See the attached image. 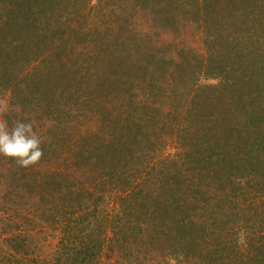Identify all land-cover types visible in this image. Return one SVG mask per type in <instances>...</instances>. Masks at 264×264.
Segmentation results:
<instances>
[{"label":"rangeland","instance_id":"374dc122","mask_svg":"<svg viewBox=\"0 0 264 264\" xmlns=\"http://www.w3.org/2000/svg\"><path fill=\"white\" fill-rule=\"evenodd\" d=\"M32 1L39 51L29 64L14 59L12 86L0 70V119L30 121L44 155L28 168L0 156V264H264V85L214 106L204 97L236 89L243 70L230 60L219 77L205 61L197 70L178 62L206 57L215 15L190 0H171L174 12L150 0ZM262 1L242 5L253 22ZM120 19L132 58L136 39L157 74L119 62ZM253 22L256 33L264 21ZM4 36L10 58L19 39ZM82 228L95 256L72 249Z\"/></svg>","mask_w":264,"mask_h":264},{"label":"trees","instance_id":"16d2710c","mask_svg":"<svg viewBox=\"0 0 264 264\" xmlns=\"http://www.w3.org/2000/svg\"><path fill=\"white\" fill-rule=\"evenodd\" d=\"M190 1L196 2V5L198 6L197 10L200 16L202 14V17H204L205 14V17L207 18L213 14L215 15L216 29L212 32V37L205 40L206 49L209 50L206 57L198 55L193 59H189L185 56L178 61L180 62L179 66L190 65L188 67H194V69L197 70L198 68H201V66L205 61L207 62L206 65L209 67L208 73H210L212 70H215L216 76L220 77L225 72L227 62H229L230 60L231 61L234 60L236 64H238L236 66L238 68L237 72H239V70H243L242 75L237 78L238 85L235 86L236 89L227 90L224 87L223 89L222 87H219L220 94H213V95L207 94L204 97V101L213 103L214 106H216V104H219V101L223 99H224L223 102H225L226 100H233L235 98L234 94L239 93L243 87L253 86L254 84L264 85V23L260 24L259 30H257L255 24L254 30H257V32L251 33L250 29H252L251 28L252 25L249 26L248 24L247 26L245 25V23L247 21L248 23L253 22L255 12L251 11L249 17H247L248 13L246 14L245 12H242L243 10L242 5L244 4L246 7L250 6V4H253V0H190ZM32 2H33L32 0H9L7 4V6L9 7L6 8V14H5L7 18L5 19L3 26L0 27L1 32H4V34L7 35L4 37L11 38L10 42L13 40L14 37H17L19 39L13 44L12 48L14 49V55L12 57L9 58L5 55L0 54L1 56L0 58L2 60V65L0 66V70L1 72L4 71V73H7L5 74V76H11L12 79L8 82L9 85L11 86L16 83L15 79L18 76L17 74V76L15 77L16 74L11 71V66L13 65L14 59L18 60L19 62L24 61L25 62L24 64H29L30 61L35 58V52L39 51V50H34L37 49V45L39 44V42L37 40L38 35H34L32 33L35 30L39 29V27L35 25L37 21H35L36 10L34 11V9H36L37 6L34 5ZM148 3H153V6H155V8H159L161 12L169 11L168 10L169 8L171 9L170 12H174L176 10V7H174L171 0H150ZM220 6H226V8L221 9ZM218 8L220 10H218ZM261 8L263 9L264 12V0L261 2ZM263 12L260 14L259 17L262 21H264ZM30 13L32 16L28 18V15ZM259 18L257 19L255 18L256 20L253 23L259 24L260 23ZM174 19L177 20V18L175 17ZM165 21L168 22L169 24H172L170 26L175 25L174 20L167 19ZM123 23L124 20L120 19L119 20L120 35L117 36L115 43V47L120 46V50H121L120 53L121 55L119 56V60H120L119 62L122 65L126 66L128 71H131L132 69L136 68L135 72H139L140 70H142V72H144L145 75L157 74L159 69L158 67L152 66V68H148L147 70L145 68L146 63L150 62L149 64H151L155 60L154 54H150L148 57L149 61H147L143 55H145L151 49L147 48L142 43L138 42L136 39L132 41V44L134 48H140V52L136 57V59L132 58V56L129 53L131 48L130 39L128 37L125 38L123 36L125 34L124 29H120ZM26 25L28 27H24ZM29 26H31V28ZM128 31L132 32V29L130 28L128 29ZM35 43H36L35 48H29L27 50L22 48L24 46L34 47ZM6 45L9 46V43H7ZM111 49L114 48L111 46L110 50ZM6 50H8L6 47L2 48L0 46V53ZM40 53H43V51H41ZM142 58H144L143 61ZM235 84H237V82ZM13 88H15V86ZM196 104L194 105L196 106ZM252 105H254V103ZM198 106L200 107V105ZM248 108L249 107H246L244 109L248 110ZM260 108L261 109L264 108V103H261ZM251 123L257 126L255 122L251 121ZM251 128L253 131L254 127ZM263 130L264 129H262L261 131V127L258 129V131H261V133H263ZM242 131L246 132L244 130ZM245 146L247 147L245 150L246 156L249 157L250 156L249 145L245 143ZM40 189L43 190L44 193V191L46 190L45 183L40 186ZM138 219L139 218H137V220ZM160 232L164 234L165 228H161ZM96 236L98 237L99 235ZM91 237L92 234L86 232L85 229L82 228L80 234L77 233L75 234V239L72 249L74 251H77L78 246L81 244V249L84 252H87V256L88 255L95 256L94 253L95 244L85 246V244L83 243L82 245V242L84 240L86 241L87 239H91ZM218 245L222 246L221 247L222 253L225 252V250H228L229 245H227L224 238L219 240ZM218 245L214 244L215 247ZM214 246L211 250L207 252V254H209L211 257L212 254L216 255V252L214 251L215 250ZM99 250H101V248ZM256 253L259 254L257 258H264L263 257L264 247L263 246L260 248L257 247ZM221 256L223 255L221 254ZM198 257L201 258L203 256L200 253ZM198 257H196V260L198 259ZM258 264L260 263L258 262Z\"/></svg>","mask_w":264,"mask_h":264},{"label":"clouds","instance_id":"9594fccd","mask_svg":"<svg viewBox=\"0 0 264 264\" xmlns=\"http://www.w3.org/2000/svg\"><path fill=\"white\" fill-rule=\"evenodd\" d=\"M42 143L30 121L16 120L9 126L7 120L0 119V156L12 158L17 166L38 164L44 155Z\"/></svg>","mask_w":264,"mask_h":264}]
</instances>
